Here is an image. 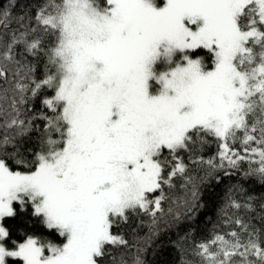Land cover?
Segmentation results:
<instances>
[{"label": "snow or ice", "instance_id": "1", "mask_svg": "<svg viewBox=\"0 0 264 264\" xmlns=\"http://www.w3.org/2000/svg\"><path fill=\"white\" fill-rule=\"evenodd\" d=\"M10 18L0 11V28ZM34 19L0 47V222L30 207L63 243L8 250L0 223V264H101L128 246L113 230L130 216L155 225L176 179L195 202L181 153L206 175L246 163L264 183V0H44ZM33 132L39 150L21 151ZM209 138L218 163L192 155ZM224 223L182 264H264V229Z\"/></svg>", "mask_w": 264, "mask_h": 264}, {"label": "trees", "instance_id": "2", "mask_svg": "<svg viewBox=\"0 0 264 264\" xmlns=\"http://www.w3.org/2000/svg\"><path fill=\"white\" fill-rule=\"evenodd\" d=\"M43 3L44 0H11V4H14L12 7L10 0H0V11L8 10L11 13L9 27L0 28V36L3 37L0 39V47L7 42L12 32L18 30L21 20L25 26H36L34 18ZM17 52L22 53L23 46L18 47ZM29 59L36 65V75L41 76L44 71L43 60L32 57ZM36 107H39L38 102ZM35 110L36 108L33 109ZM36 123L42 125L41 121ZM38 144L39 136L33 132L23 139L21 151L24 148H29L32 152L38 151ZM11 151L9 147L7 152L11 153ZM218 152L216 142L209 138V143L202 149L198 145L192 155L197 159L202 157L205 161L214 159L218 163ZM25 155L28 159L32 158L31 152ZM180 155L188 164L189 175L198 192L195 202L192 201L191 196L192 185L185 186L184 180L176 179L174 188L165 189L167 199L162 202L165 211L163 215H158L155 225L147 215L130 216L126 224L122 223L113 230L128 241V246L119 248L110 246L101 264H121L122 261L132 264L137 249H140L139 255L144 264H182V259L192 260L194 259L192 252L196 244L209 239L215 232L227 230L228 226L224 223L225 214L230 217L240 216L257 229H264V219H262L264 209L261 208L264 204V183H261L258 177L244 175L248 167L246 163L239 169H217L206 175L207 165L191 163L188 153ZM230 198L241 204L251 202L253 211L242 209L237 212L231 209L228 206ZM190 204L198 207H189ZM2 224L9 231V237L3 241L8 250H15L16 245L25 242L29 236L42 242L63 243L62 238L55 232L49 231L39 218L32 215L30 207L27 210H20L17 207L16 216L6 217ZM7 264H23V262L9 259Z\"/></svg>", "mask_w": 264, "mask_h": 264}, {"label": "rangeland", "instance_id": "3", "mask_svg": "<svg viewBox=\"0 0 264 264\" xmlns=\"http://www.w3.org/2000/svg\"><path fill=\"white\" fill-rule=\"evenodd\" d=\"M0 223H2V222H0ZM9 259H14V258H6V264H7V262H8Z\"/></svg>", "mask_w": 264, "mask_h": 264}]
</instances>
